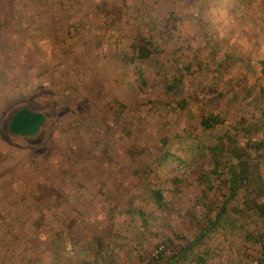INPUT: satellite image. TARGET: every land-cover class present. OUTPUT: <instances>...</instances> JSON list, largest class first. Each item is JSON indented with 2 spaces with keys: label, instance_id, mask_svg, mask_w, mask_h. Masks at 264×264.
I'll list each match as a JSON object with an SVG mask.
<instances>
[{
  "label": "rangeland",
  "instance_id": "rangeland-1",
  "mask_svg": "<svg viewBox=\"0 0 264 264\" xmlns=\"http://www.w3.org/2000/svg\"><path fill=\"white\" fill-rule=\"evenodd\" d=\"M263 3L0 0V264H158L151 254L164 240L192 241L206 192L193 148L212 138L198 126L196 104L208 101L235 123L231 104L209 100L235 83L264 86V73L242 66L264 60ZM157 24L161 51L128 63L131 42ZM189 62L203 68L178 88L192 97L191 111L159 107L167 102L162 67L171 82ZM23 109L44 117L34 139L8 133ZM155 188L171 209H156ZM133 211L147 216L146 227ZM202 245L194 254L213 264L250 263L260 250L241 232Z\"/></svg>",
  "mask_w": 264,
  "mask_h": 264
},
{
  "label": "trees",
  "instance_id": "trees-1",
  "mask_svg": "<svg viewBox=\"0 0 264 264\" xmlns=\"http://www.w3.org/2000/svg\"><path fill=\"white\" fill-rule=\"evenodd\" d=\"M156 27L158 24L154 28L153 35L138 36L131 42L128 63L148 61L159 52L165 39H163L164 31ZM254 61L257 67H253L249 61L245 64L243 62L242 66L249 70L250 75H255L257 71L264 73V60ZM202 69V67H193L189 62L184 66V73L177 75L178 77L169 82L166 79L170 75L169 71L166 70V67H162L160 76L162 75L164 78L162 80L159 78V80L163 82L162 90L167 102L158 106H163L165 109L168 107V111H178L180 115L191 111L188 108L192 97L189 94H182L178 88H183L185 77L191 81L194 74L196 76L202 74ZM137 75L139 80L144 83L142 72L139 71ZM234 85V91L227 94L220 92L216 98L209 101L216 103V100L218 102L224 100L231 104L235 108V114L240 115L235 123H230L223 112L206 104L208 101L196 104L198 126L202 133L212 137L209 143L193 148L196 153L193 161H199L201 167L198 178L200 183L205 185L206 190L200 194L199 203L196 206L202 209L195 219L199 231L192 241L184 238L186 243L184 246L176 247L172 240H164L165 249L159 254L157 263L168 262L166 255L169 254L167 258L177 262L213 264L209 262L206 253L194 254V246L197 248L203 246L202 242L212 239L214 234H220L223 238L228 233L232 235L241 232L245 234L247 241L259 243L260 250L256 261L250 263L246 260V262L238 261L237 264H264V86L258 80L253 83L247 81L245 84L241 82ZM205 92L206 90L202 89L200 95ZM8 133L11 135L9 127ZM36 136L20 137L34 139ZM161 145H163L160 147L162 149L166 142ZM167 157L168 152H165L155 161L161 165L167 160ZM172 182L176 185L180 183V179H173ZM207 192H212L213 198L218 197L220 201H208ZM150 195L157 210L164 212L171 209L172 206L165 202L160 189L155 188L150 192ZM130 214H137L142 220V227H146L148 220L143 212L133 211ZM251 223H259L263 226L260 234L248 231V226ZM177 238L180 240V235Z\"/></svg>",
  "mask_w": 264,
  "mask_h": 264
},
{
  "label": "water",
  "instance_id": "water-1",
  "mask_svg": "<svg viewBox=\"0 0 264 264\" xmlns=\"http://www.w3.org/2000/svg\"><path fill=\"white\" fill-rule=\"evenodd\" d=\"M44 117L26 109L18 111L9 124V132L14 136L34 137L38 134Z\"/></svg>",
  "mask_w": 264,
  "mask_h": 264
},
{
  "label": "crops",
  "instance_id": "crops-1",
  "mask_svg": "<svg viewBox=\"0 0 264 264\" xmlns=\"http://www.w3.org/2000/svg\"><path fill=\"white\" fill-rule=\"evenodd\" d=\"M219 247V246H218ZM169 255V254H168ZM168 255H166V259H168L169 261L168 262H166L165 263V261H160V262H158V264H187V263H182L181 261L180 262H177L176 260H173V259H170V258H167V256ZM181 259V258H180ZM187 262V261H186ZM190 264H193V263H190Z\"/></svg>",
  "mask_w": 264,
  "mask_h": 264
},
{
  "label": "built area",
  "instance_id": "built-area-1",
  "mask_svg": "<svg viewBox=\"0 0 264 264\" xmlns=\"http://www.w3.org/2000/svg\"><path fill=\"white\" fill-rule=\"evenodd\" d=\"M163 247H158L154 252L151 254L152 260H157L159 258V254L162 252Z\"/></svg>",
  "mask_w": 264,
  "mask_h": 264
}]
</instances>
